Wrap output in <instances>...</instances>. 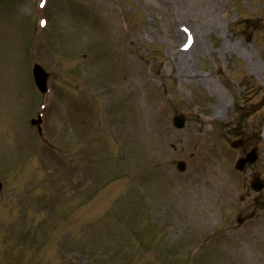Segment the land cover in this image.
<instances>
[{
  "label": "rangeland",
  "instance_id": "1",
  "mask_svg": "<svg viewBox=\"0 0 264 264\" xmlns=\"http://www.w3.org/2000/svg\"><path fill=\"white\" fill-rule=\"evenodd\" d=\"M37 2L0 0V264H264V189L249 188L264 181V0ZM134 97L141 127L117 120ZM202 140L224 153L228 189L193 184Z\"/></svg>",
  "mask_w": 264,
  "mask_h": 264
},
{
  "label": "bare ground",
  "instance_id": "2",
  "mask_svg": "<svg viewBox=\"0 0 264 264\" xmlns=\"http://www.w3.org/2000/svg\"><path fill=\"white\" fill-rule=\"evenodd\" d=\"M177 35L178 34L176 33V36ZM195 44H196V41L194 42L192 47L187 52H184V51L183 52L182 51L177 52V55L181 59V64L183 66L184 65L189 66V63L191 60V55H190L189 51H192ZM89 70H92V68H89ZM184 72L186 73L187 71L184 70ZM189 75L190 74H188L187 77H189ZM144 80L145 79L143 77V81ZM127 83H130V82H127ZM148 86L151 87V85H148ZM138 91H139V89L134 88L133 92H130V94L128 96L130 97L133 93H136ZM143 95H144V90L140 88V93H139V96L137 97V99H138L137 101H140L143 98ZM134 100H135V102L133 104V108L135 109L134 114L137 115L136 119L132 120L133 117L136 115L133 116L131 112H129V111L125 112L124 111L121 115L117 116V120L118 119L123 120V121H121V123L123 122L124 125L135 123V125L141 127L143 115H146V114L141 113L140 104L136 101L135 97H134ZM214 121H216V120L213 119L212 117L203 118L201 125H200V133L198 134V136H196V138L203 136V135H206L207 132L209 131V129L206 126L210 125L211 122H214ZM198 149H199L200 153L204 155V157H205V155L208 157L206 159L207 160V166L205 167L206 169L203 172V174L201 176L198 175L196 177V182L193 183V181H190L189 186L186 185V187L191 189L190 186L193 183L197 188H203L204 186H209V187H223V188L228 189V184L230 182V175H229V170H228V167L226 164L227 161H226L224 153L221 150H217V151H215L213 158L210 157L209 151L211 150V148L207 145L206 140H202L199 142Z\"/></svg>",
  "mask_w": 264,
  "mask_h": 264
},
{
  "label": "water",
  "instance_id": "3",
  "mask_svg": "<svg viewBox=\"0 0 264 264\" xmlns=\"http://www.w3.org/2000/svg\"><path fill=\"white\" fill-rule=\"evenodd\" d=\"M34 76H35V80H36L37 85L41 89L42 88L41 81L44 78V73L38 66L34 67ZM174 124L179 127V126H182L183 121L181 118L176 117V118H174ZM238 164L241 167L243 165V161H239ZM253 187L256 189H259L260 185L254 183Z\"/></svg>",
  "mask_w": 264,
  "mask_h": 264
},
{
  "label": "snow or ice",
  "instance_id": "4",
  "mask_svg": "<svg viewBox=\"0 0 264 264\" xmlns=\"http://www.w3.org/2000/svg\"><path fill=\"white\" fill-rule=\"evenodd\" d=\"M44 5H43V3L41 4V7H43Z\"/></svg>",
  "mask_w": 264,
  "mask_h": 264
}]
</instances>
